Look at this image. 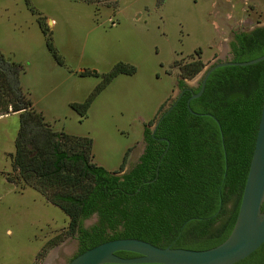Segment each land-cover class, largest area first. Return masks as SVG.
<instances>
[{"label": "rangeland", "instance_id": "rangeland-1", "mask_svg": "<svg viewBox=\"0 0 264 264\" xmlns=\"http://www.w3.org/2000/svg\"><path fill=\"white\" fill-rule=\"evenodd\" d=\"M263 5L118 0L114 9H96L82 0H0V53L22 66L24 95L50 127L91 139L92 162L120 175L138 163L143 131L180 94L179 81L197 89L209 67L233 60L229 42L235 33L247 41L264 21ZM254 57L247 48L239 54L241 62ZM197 59L203 69L183 79V67ZM118 64L135 71L113 78L81 117L71 105L83 104ZM18 130L17 113H0V264H68L78 243L67 235V216L13 170ZM95 223L93 216L82 225Z\"/></svg>", "mask_w": 264, "mask_h": 264}, {"label": "trees", "instance_id": "trees-1", "mask_svg": "<svg viewBox=\"0 0 264 264\" xmlns=\"http://www.w3.org/2000/svg\"><path fill=\"white\" fill-rule=\"evenodd\" d=\"M82 1L96 9H114L118 4V0ZM250 36L252 40L245 43L238 39L240 48L234 45L232 61L241 62L239 54L244 48L251 50L253 59L264 55V40L260 41L264 28ZM47 46L56 57L49 41ZM202 69L200 59L191 62L182 69L183 79L193 78ZM22 71L20 64L0 53V113L10 109L19 116L13 170L67 216V235L78 243L73 258L121 239H136L159 248L204 251L228 238L256 139L264 98V61L215 70L202 96L189 104L197 115L187 107L191 94H184L154 133L144 129L145 150L138 163L122 175L92 162L91 139L72 137L50 127L24 95ZM134 71L131 66L116 65L83 104H72L71 108L85 117L93 98L113 78ZM183 81H179L180 90ZM125 161L126 154L121 169ZM93 216L96 223L84 228L83 221ZM115 254L136 257L126 252ZM236 264H264V243Z\"/></svg>", "mask_w": 264, "mask_h": 264}, {"label": "water", "instance_id": "water-1", "mask_svg": "<svg viewBox=\"0 0 264 264\" xmlns=\"http://www.w3.org/2000/svg\"><path fill=\"white\" fill-rule=\"evenodd\" d=\"M263 61L264 55L246 62L223 61L209 67L203 75L199 91L191 92L187 100L189 112L197 115L190 110L189 104L202 96L206 82L215 70L225 67H248ZM180 97L181 94L175 100H179ZM174 105L175 103L172 107ZM172 107L168 108L163 116H166ZM161 120L162 118H159L157 122ZM262 206H264V98L238 213L230 235L222 244L209 250L193 251L159 248L136 239H121L89 249L71 259L68 264H236L264 243ZM117 252L131 253L136 257L121 258L115 254Z\"/></svg>", "mask_w": 264, "mask_h": 264}, {"label": "flooded vegetation", "instance_id": "flooded-vegetation-1", "mask_svg": "<svg viewBox=\"0 0 264 264\" xmlns=\"http://www.w3.org/2000/svg\"><path fill=\"white\" fill-rule=\"evenodd\" d=\"M256 30H259V28L258 29H255V30H252V31H250L248 34H245V35H248V36H250V35H252ZM240 35H243V34H237V33H235V35H234V37H233V39H234V42L232 43V41H230L229 42V52H230V54H232L233 55V57H234V45L236 46V48H240V44H239V41H238V37L240 36ZM251 37V36H250ZM248 41H251L252 40V38H248L247 39ZM264 40V38H260V41H263ZM253 44H250V46H252ZM234 59V58H233ZM232 61V60H231ZM208 81V80H207ZM206 84H207V82H206ZM200 86H201V82H200V85H199V87L197 88V89H192V88H190L189 86H187V85H185L184 84V86H183V88L180 90V94H181V97H180V99L184 96V94H191V92L192 93H194L196 90H198L199 91V89H200ZM205 87H206V85H205ZM204 90H205V88H204ZM179 99V100H180ZM178 101V100H177ZM176 100L174 101V102H172L160 115H159V117H158V119L159 118H164L165 116H163V114L167 111V109L168 108H171L172 107V105L175 103L176 104V102H177ZM175 106V105H174ZM173 106V107H174ZM173 107H172V109H173ZM171 109V110H172ZM170 110V111H171ZM169 111V112H170ZM168 112V113H169ZM157 119V120H158ZM161 122V121H160ZM160 122L158 123L157 121L155 122V124H154V126H153V130H151L152 131V133L154 132V129H155V131H156V129H157V127L159 126V124H160ZM145 144V143H144ZM146 146V145H145ZM144 150H145V147H144ZM144 152V151H143Z\"/></svg>", "mask_w": 264, "mask_h": 264}, {"label": "crops", "instance_id": "crops-1", "mask_svg": "<svg viewBox=\"0 0 264 264\" xmlns=\"http://www.w3.org/2000/svg\"><path fill=\"white\" fill-rule=\"evenodd\" d=\"M246 1H249V0H246ZM263 9H264V5H263V7H262ZM248 20H250L251 22L253 21L252 19H250V16H249V19ZM255 29H262V28H264V21L263 22H261L260 23V25H255V27H254ZM254 29V30H255Z\"/></svg>", "mask_w": 264, "mask_h": 264}]
</instances>
